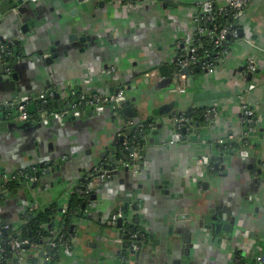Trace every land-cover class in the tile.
I'll use <instances>...</instances> for the list:
<instances>
[{
	"label": "crops",
	"instance_id": "crops-1",
	"mask_svg": "<svg viewBox=\"0 0 264 264\" xmlns=\"http://www.w3.org/2000/svg\"><path fill=\"white\" fill-rule=\"evenodd\" d=\"M52 1L29 3L23 6V11L27 18L31 17V13L43 19L51 18ZM204 1L156 0L135 10L132 23L128 19L131 12L114 3L95 0L89 6L87 2H76L73 17L74 23L78 24L70 27L52 19L41 20L40 28H35L23 42L26 47L23 57L21 61L16 60L15 70L10 69L19 74L22 91L38 95L48 90L47 82L52 81V76L47 72L45 60L53 56V40L57 38L62 39V43L57 46L58 57L51 66V74L56 80L82 89L111 92L116 83L102 77L101 73L107 66L116 65V52L120 49L124 58L118 64L119 80L127 86L129 99L136 98V102L145 110L151 106L150 116L145 118L144 110L137 113L135 102H131L137 118L144 121L151 118L154 107L172 100L179 102L177 111L186 112L192 108L205 112L214 110L215 115L212 120L210 115L209 123L200 125L198 133H194L193 137L191 135L188 141L171 146L169 144L175 127L168 122L166 125L159 123L155 130L149 127L152 132L147 135L137 153L147 169L141 170L138 176H133L131 170H122V175L107 180L106 184L98 183L95 191L97 200L92 201L89 217L74 223L73 239L91 229L87 237L88 249L84 247V256L78 254L73 259L63 261V264H74V261H78L77 264H94L92 260L98 258L99 264H103L105 255L110 257L118 243L115 242L117 237L114 233L109 231L111 236L105 235V227L116 206H121L122 198L129 199L128 213L134 216L139 212L146 230L155 238L152 246L141 252L138 262L134 258L133 264H184V261L189 260L190 264H232L230 257L236 250L237 260H244L245 264H257L256 255L264 253V170L262 174L252 171L249 166L254 162L244 161L239 150L231 154L222 153V161L219 159L218 162L224 169L212 179L210 186L205 187L201 182L210 179L197 163L206 151L219 156L220 141L231 144L240 142L246 127L241 121L240 100L255 108L263 120L262 129L254 138L259 146L253 156L258 161L264 159V0H256L244 11L239 26L243 37L239 32V39L229 42L226 64L219 66L215 74L203 70L191 75L186 94H179L173 90L179 79L175 76L166 77L161 68L173 63L177 46L187 37L194 16ZM16 18L18 16L15 15L0 16V43L5 41L3 45L9 44L8 38H15L11 27L16 25ZM71 34L89 36L97 45L87 44L84 48L80 41L69 40ZM250 56L260 63L259 73L253 76L245 74L247 58ZM144 69L157 71L162 80L147 77V81L145 77L138 76L130 79L133 73ZM87 79L92 82L84 86ZM164 80H169V83L161 87L160 83ZM129 81L131 83L127 85ZM249 84H255L256 88L250 90ZM9 95L0 86V102L8 100ZM9 103L12 102L3 103L6 112L0 111V169L14 173L38 160L46 161L43 165L46 171L38 178L37 188H33L34 184L20 182L4 199V220L14 227H21L27 215L41 212L52 205L63 207L68 202L65 189L70 184L73 187L80 186L92 166L101 162L106 148L123 132L115 117L118 113L109 109L101 114L90 112L80 121H70L64 126L53 124L45 126L46 129L40 126L22 128L25 124H42L38 120L24 123L14 118L13 113L6 108ZM37 106L31 109V113ZM128 123L125 119L124 126ZM122 149H125L123 145ZM115 157L122 160L120 153ZM53 159L59 162L51 164ZM105 161L110 164L108 160ZM58 164L60 166L57 167ZM128 164L129 161H124L123 165ZM49 169L50 174L47 172ZM162 191L169 193L164 194ZM213 215L221 219L224 215L236 218L234 234L226 236L229 244L222 248L205 240L198 242L192 234L195 247L191 248L188 260L181 253V245L174 248L172 244L177 236L178 225L182 233L191 229L195 233L199 224H209ZM57 218L60 219V215ZM101 231L105 237L114 240L107 251L103 247L102 250L99 248V241L103 242ZM181 232L177 236L179 239L182 238ZM77 242L81 246V242ZM48 245L44 241L41 250L44 251ZM77 246L75 240L74 247L77 249ZM93 249L97 251L92 252Z\"/></svg>",
	"mask_w": 264,
	"mask_h": 264
},
{
	"label": "built area",
	"instance_id": "built-area-1",
	"mask_svg": "<svg viewBox=\"0 0 264 264\" xmlns=\"http://www.w3.org/2000/svg\"><path fill=\"white\" fill-rule=\"evenodd\" d=\"M36 1V0H32ZM148 0H113L114 3L119 8H122L125 11L131 12L135 8L142 6ZM256 0H206L200 4L199 11L195 14L192 28L188 32L186 41L184 42L185 47L182 49L183 54L181 56H177V60L174 62L176 63L178 69L176 70L175 77L179 79V86H175L173 89L175 92L179 94H186L187 86L190 84V77L186 73V70L193 68L199 60L198 48L205 42L210 41V44L213 48L214 55L207 54L206 59H211L208 63H204L202 65L204 70H207L210 74H215L219 66H223L226 64V57L229 53V45L228 40L231 36L234 40H238L240 37L239 30L234 29L231 26H224L220 29V27L216 24V14L217 10L221 12H231L232 17L235 21L238 22V25H241V19L244 16V11L250 4L255 2ZM0 52V63H4L3 59V48L1 47ZM183 55V56H182ZM259 61L256 60L254 56H250L247 58V65H246V75L255 74L259 67ZM102 77L107 78V80H112L118 82L119 76L117 74V68L115 66L108 67L101 73ZM144 77L148 78H155V73H148L144 75ZM143 77V78H144ZM148 77V78H147ZM159 80V79H158ZM92 80L84 81L85 84H89ZM56 86L59 89L61 102L63 104V109L60 112H52L49 113L46 111V105L48 104L49 98L53 97V92L47 95L38 96L36 99L26 98L23 99L24 103L19 105L18 107V120L21 122H36L37 120L32 119V113L29 110V104L31 102H35L37 112L39 114L38 122L44 126H47L52 120L57 122H63L67 117H81L86 110H94L98 114H101L105 111L108 107H112L115 110H119L122 107V103L128 99V94L126 88L123 84H118L115 88V91L112 93H102V92H95L89 96L81 95V99L70 102V97L74 95L73 89L75 88L74 85H66L62 82L56 81ZM250 90L256 88L255 84L248 85ZM70 94L68 90H71ZM173 91V92H174ZM68 95H67V93ZM8 112L12 113L14 104L9 103L6 106ZM240 114H241V121L244 123L248 131L243 134L244 138L253 137L257 133L258 129L261 127L263 120L259 115L258 111L255 108H252L248 105V103L242 102L240 100ZM214 110H209L205 112V116L207 118L212 115ZM174 124H176V130L170 140V144H177L184 140L186 137H190L186 135L187 132L190 131L189 124L192 122V119L182 115H175L172 118ZM1 123V119H0ZM150 127L152 129H156L155 124H151ZM193 135V134H192ZM225 145L227 146L226 142L220 141L219 146ZM123 146L125 149L129 150L130 146L128 140L124 141ZM241 155L244 157L249 155L247 151H241ZM133 158H139L138 154L135 153L132 155ZM210 154L203 155L202 158L199 160L200 166L207 167L209 165ZM99 168H96L95 171L99 172ZM139 170V166L135 165L133 169V174H137ZM26 180L29 183H36L38 178L28 173L26 171H19L10 175H0V180L3 181L4 185L8 182L13 180ZM105 176H102L100 180H104ZM94 183H90L86 189V194H91L94 190ZM76 188H72L71 191L74 192ZM6 193V188H1L0 190V236L3 232H8L12 230L13 232L18 231L23 226L28 224L27 220L22 221L21 227H14L11 224L4 221L3 218V200L4 195ZM69 211V205L66 204L62 207V213L67 214ZM120 212L114 213L112 217V224L117 221L119 217H121ZM44 230L50 234L48 238H53V241L50 243L52 246V250L59 249L60 251H64L66 254H70L72 252V244L71 240L68 242L63 239L64 235L63 227L60 224H55L54 227L45 226ZM30 246V251L27 252L25 250V246ZM41 244H32L31 241L27 239H18V238H11L7 243V247L10 249L11 254L14 257V262L12 264H33V261L37 259L38 254L42 251ZM5 247H0V261H4V252ZM54 260V257L48 254L41 259L40 264H49L51 261ZM255 260L257 264H264V253H259L256 255Z\"/></svg>",
	"mask_w": 264,
	"mask_h": 264
},
{
	"label": "water",
	"instance_id": "water-1",
	"mask_svg": "<svg viewBox=\"0 0 264 264\" xmlns=\"http://www.w3.org/2000/svg\"><path fill=\"white\" fill-rule=\"evenodd\" d=\"M37 1H32V0H0V16H2L4 14L9 15V16L10 15L11 16H13V15L18 16V18H16L17 19L16 25L11 27L12 34L14 33L13 35H15V38H13V37H12L13 39L8 38L7 40L9 41V44L7 46L2 44L5 41H2V43H0V49L3 46L5 48V52L6 53L5 52L4 53H5V59L7 61V62L5 61L4 63H0V86H1V88L3 90H7V92L10 93V95L8 97V100L6 99L5 101H1L0 102V107L2 108V109H0V111L1 110L5 111V110H3L5 108V105L3 104L4 102L5 103L8 102V101L12 102L14 104V108H13V111H12L14 118L18 117V107H19V105L24 103L23 99H26V98L36 99L38 96L40 97V96H42L44 94V93L41 92L38 95H33L32 92L22 91V88H21V86L19 84V74L16 73V72H11V70H10L12 68L15 70V68H16L15 67L16 60L21 61V59L23 57V52H25V50H26V47L24 46L23 42L28 39L29 34L32 31H34L35 28H40L41 20L50 21L52 19L53 21H56L57 23L59 22V24L61 23V24L69 25L70 27H73L77 23V22L74 23L75 19L73 17L75 15L76 2H87L88 3L87 5H89V6L92 5L93 2H95V0H53L52 1V6L50 7L51 18L49 16V17H45L43 19L39 15H35V14H32V13H31V17L27 18L25 11H23V9H24L23 6H25V5L29 4V3H32V2L36 3ZM105 1L112 4L113 0H105ZM16 28H18V31H17ZM239 32L241 33V38H242L243 37V33H242L241 30H239ZM129 33H127V34H129ZM65 36L66 35H64V37ZM89 38H90L89 36L86 39L84 37H79L78 34L69 35V40L70 41L71 40L72 41H80L82 44L86 43L87 40H91ZM61 40L62 39L57 40V38L53 40L54 41V48L52 49L53 56L48 57L45 60L46 65H47L46 69H47V72H49L50 75H52L51 74V70L49 68H47V67L52 66V63H53L54 59L58 57L57 46L62 43ZM185 41H186V38L183 40V42H181L177 46L178 48H177V53L175 54L176 56L172 60L173 63L177 60L176 57L179 56V52L182 51V49L185 47V45H184ZM93 43H94L93 45H97V43H95V42H93ZM109 43L112 44L113 41H111V42L109 41ZM0 52H1V50H0ZM116 56H117L116 57L117 59L114 61V63L116 64L115 67L117 68V74L119 76V65L118 64H120L122 58H124L123 52L120 51V49H119L116 52ZM170 64H172V63H170ZM107 68H108V66H107ZM138 71L133 73L132 76H130L131 80L133 78H136L137 76L143 78L144 75H146L148 72L151 73V71H153V70H149V69L145 70L144 69V70H140L139 72ZM205 72H207V70H205ZM152 73H155L156 76L161 79V76L159 75V73L157 71H153ZM186 73L188 75H190V70L187 69ZM257 73H259V72H257ZM250 75L253 76V74H250ZM119 79H120V77H119ZM51 80H52V78H51ZM87 80H90V79H87ZM87 80H85V81H87ZM154 80H155V78H154ZM57 81L61 82L59 80H57ZM52 83H53V85H52ZM62 83H64V82H62ZM118 83H122L121 80L120 81L118 80ZM130 83H131V81H129L127 85H129ZM168 83H169V80H164L162 83H160V86L162 87L165 84L168 85ZM47 84H48V90L51 87L53 88V86L57 87L56 86V81H50V82H47ZM64 84L70 85L69 83L68 84L64 83ZM75 89L77 90L78 86ZM114 91H115V89H113V90H111V92H107L105 94L112 93ZM58 96H60V93H58ZM131 102H136V98H134L133 100H130L128 98L125 102L122 103V107L119 110H115L112 107H108L107 108L111 112L118 113L117 115L115 114V117L120 122L121 131L123 132V134L117 135L114 138L112 144H110L106 148V153L102 155L101 162L99 161L96 164L97 166L94 164L92 166V168L87 173V177L91 174V179H90V181H89V179L87 180L89 183L86 184L85 189H87V187H88V185L90 183H94V185H95L94 190H93V194H92V197H91L93 202L95 200H97L96 199L97 196L94 194V192L97 189L96 188L97 185L100 184L99 182H101L103 184H106L107 180L109 181L111 178H114L116 175H122V173H121L122 170H125L126 172L131 170V172L133 173V169H134L135 165L139 166V168L141 167V170H145V166H144L145 164L141 163L143 161H141L140 158H136L135 159L132 156L135 153H137V150H138L137 147H131L129 150L122 149V144H123L124 139H125L127 134H129L130 132H132L133 130H136V129L137 130H142L144 128H147L146 129L147 132L144 134L147 137V135H149L152 132V129H150L151 128L150 127L151 124L159 125V123H160L161 125H166V122L170 123L173 128L175 127V129H174V132H175L176 124H174V122L172 121L173 116L182 115V113L185 114L186 112L191 110V109H189L186 112L177 111L176 109L179 106V102L177 100H172V101L165 102V103L163 102V104L154 107L153 110H152V113H151L152 114L151 118H149V119L144 121V120H140L139 118L136 117V113L134 112V109H133V107L131 105ZM152 102L154 103L155 101H152ZM126 104H127V106H126ZM35 106H36V103L35 102H31L29 104V110L31 111V109H34L33 107H35ZM149 109H151V106H149ZM149 109H148V111L150 113L151 111ZM137 113H138V111H137ZM0 114H1V112H0ZM211 117H212L211 118V120H212V119L215 118V115L212 114ZM134 118H136V119H134ZM81 119H83V117L77 118L76 120L80 121ZM125 119L127 120V122H129L128 124H126V126H124L125 125L124 124ZM207 123H209V121ZM38 126H40L42 129H46V127L42 126V125L35 126V125H30V124H25V125H22L21 127L22 128H25V127L37 128ZM0 127H1V125H0ZM247 131H248V128L246 126L244 128V133H246ZM194 133L196 134L198 132L194 131ZM194 133H193V135H195ZM169 145L171 146L173 144H169ZM255 151H257V150H255ZM255 151H254V148L252 150H249V155L252 154V156H251V158H247V159L244 160L246 162H252V163L254 162L252 165L249 166L251 169L254 168L255 165H256L255 168H257L258 165L262 164V162L264 161V159H261V158H260L261 160L258 161L253 156ZM119 153L122 156V160L129 161L128 165L124 166L123 165L124 161H122V160H120V159L115 157ZM231 153L232 152H228V154H231ZM225 154H227V153L224 152L223 155H225ZM223 155H222V153H220V156H223ZM242 159H243V157H242ZM105 160H108V163H110V164H106ZM221 161H222V158H221ZM44 162H46V161H39L38 160V161H36L34 163H31V164H38V165H40L41 168H43L44 167L43 166ZM54 162H59V161H57V159L56 160H54V159L51 160V164L54 163ZM49 164H50V162H49ZM28 165H30V164H28ZM27 166H24L22 168H25ZM58 166H59V164L57 165V167ZM94 166H96V167H94ZM101 167H102V169L99 170V172L95 171L96 168L100 169ZM222 168L224 169V166H222ZM118 169H120L121 171L118 170ZM0 171H1L0 175H8L9 174L8 172H5V170H3V169H0ZM47 172L50 174L51 169L47 170ZM92 173L94 174V177H92L93 176ZM102 176H105L104 180H100V178ZM83 181H84V179H83ZM82 182H81V184H82ZM31 184H34L33 188H37L38 187L37 183H31ZM205 184L208 186V183H205ZM77 187H81V185L77 186ZM72 188H74V187H72V185L70 184L65 189V198L68 200V202H69L71 196L76 192V190L74 192H72L71 191ZM82 188H84V186H82ZM159 188L162 189V187L160 185H159ZM41 189H45V188H41ZM85 192H86V190H85ZM120 201L122 202L121 205H123V207H125V209L123 208L124 209V216L122 218L118 219V227L119 228L123 227V225H125V224H130V222L133 221L134 218H136V217L139 218V214H140L138 212V214L136 213L134 216H132V215H130L128 213L129 199H123L122 198ZM61 212H62V209H61ZM113 212L116 213L115 209H114ZM114 213L110 216V220H112V217H113ZM125 220H128V222H126ZM4 221L7 222L6 220H4ZM228 221H229V224L227 226H221L220 224H217L218 230L219 229H220V231L221 230H224V231L228 230L229 232H231L232 228L235 225L236 218H232V219L228 218ZM212 223L213 222H212V219H211V222L209 224L205 225L204 222H201L199 224V229H196V231H195V234H198V236H197V241L198 242L201 241L202 236L205 237V235H207L209 232L212 233V230H213V224ZM104 226H106V224H104ZM204 227H205V229H204ZM74 228H75V224L73 223L71 225V231L72 232H74ZM207 229L209 230L208 233H207ZM185 233L192 235L194 232H193V229H191V231L190 230H185ZM86 234H89V233L87 232ZM100 235H101V237L103 239V242H105V244L103 246V250L107 251V248H109V246L112 245V242H111L112 238L108 239L107 237H105L103 231L100 232ZM200 235H202V236H200ZM151 238H154V236H152ZM75 240H76V243L78 245L77 249L74 247ZM52 241H53V238H51V237L47 238L45 240V242L47 244H50ZM77 241H79L78 236L75 239H73V238L71 239L72 252L70 254H66V253H64V251H60L59 256H58V260H57V264H63V261H66V260H68L70 258L73 259L76 255L79 254L78 250L80 248V245L78 244ZM221 242H222V240H220L219 243H221ZM184 243L190 244L191 240H189V239L185 240ZM24 248L29 250L30 246L27 245ZM99 248H101V250H102V246H99ZM190 249L187 247L186 250H185V255L188 256V260L190 259ZM52 252H53V250H52V246L50 244V245L47 246V248H45L44 251H41L38 254L37 259L41 260L45 256V254L52 255ZM100 255H101V253H100ZM104 255H105V252H104ZM63 258H66V260H64ZM109 260H110V257L105 255V258L102 259V262H103V264H107V262ZM82 261H84V260H82ZM96 262L97 263L100 262L99 258H98V260H96V259L92 260V263L97 264ZM189 262H190V260H189ZM73 263L77 264L78 261H74Z\"/></svg>",
	"mask_w": 264,
	"mask_h": 264
},
{
	"label": "trees",
	"instance_id": "trees-1",
	"mask_svg": "<svg viewBox=\"0 0 264 264\" xmlns=\"http://www.w3.org/2000/svg\"><path fill=\"white\" fill-rule=\"evenodd\" d=\"M216 24L221 28L224 26H231L235 29L239 30V25L238 22L235 21L232 17L231 12H219L218 10L216 11ZM231 36L229 37L228 40V45L229 42H235ZM214 55L213 53V48L212 45L210 44V41H205L199 48H198V54H199V60L198 63L190 70V75H195L197 73L202 72L204 69L202 65L204 63H209L211 59H206L207 54ZM183 54L182 51L179 52V56ZM184 55V54H183ZM182 55V56H183ZM168 66V67H167ZM167 66L161 68L162 69V74L165 75L166 77H174L176 75V70L178 69L176 63L172 64H167ZM86 95V92L82 91H74V95L70 97V102H75L79 99H81V95ZM63 104L61 102L60 96H55L53 100H49L48 104L46 105V111L49 113L52 112H60L63 109ZM4 113V112H2ZM32 119L38 120L39 119V114L37 112V109L34 111V113L31 114ZM185 116L189 117L192 119V122L189 124V129L190 131L186 133V135L191 136L194 131H198L199 126L206 124L208 121V118L205 116V111L203 109L197 110V109H191L188 112L184 114ZM147 128H144L142 130H133L129 134L126 135V139L128 140L129 146L131 147H139L144 143V140L146 138V135H144L147 130ZM246 143H251L252 144V138L248 137L244 139ZM239 146L237 144H233L232 146L225 147V148H220V152L228 153V152H233L235 150H238ZM219 161V156L217 155L215 159L212 160V162L216 163ZM35 167V166H34ZM34 167H28L24 171L33 174L35 177L40 173L39 171L42 170L41 167L39 168L36 166L37 170L33 171L32 169ZM215 167V165H214ZM16 173V172H14ZM93 174V173H92ZM91 176V174L89 175ZM94 177V174L93 176ZM38 178V177H37ZM91 177L89 178L90 181ZM89 182L84 180L81 184V187H78L76 192L71 196L68 205H69V211L67 214H63L61 212V205H52L48 207L47 209L38 212V213H32L29 216L27 215L25 217V220L28 221V224L23 226L21 229L18 231L13 232L12 230H9L8 232H3L0 236V247H5V252H4V261H0V264H12L14 262V257L10 252V249L7 247V243L11 238H18V239H27L31 241L32 244H41L43 243L49 236L50 234L44 230V227L47 225L49 227H54L56 223L60 224L63 227V232L62 234L64 235L63 239L66 241H70L72 237L74 236V232L71 231V225L77 221H79L81 218L85 217L86 210L92 203V193L91 194H86L85 193V187L86 184ZM19 184V180H13L11 182H8L7 184L4 185L3 181L0 180V190L1 188H6L7 190L11 191L15 189L14 187ZM84 186V188H82ZM60 215V219L57 217ZM129 224L123 225L122 228L127 227ZM132 226V225H131ZM130 228V227H128ZM27 252L30 251L25 249ZM60 253V248L55 249L52 252V255L54 257V260L51 261L49 264H57L58 256ZM1 255V252H0ZM41 260L35 259L33 261V264H40Z\"/></svg>",
	"mask_w": 264,
	"mask_h": 264
},
{
	"label": "flooded vegetation",
	"instance_id": "flooded-vegetation-1",
	"mask_svg": "<svg viewBox=\"0 0 264 264\" xmlns=\"http://www.w3.org/2000/svg\"><path fill=\"white\" fill-rule=\"evenodd\" d=\"M155 1L156 0H148L147 2H145L144 5L139 6V7L135 8L134 10H132L131 13H130V16H128L129 21H131V23L134 22L133 13H134L135 10H137L139 8H143L145 6H148V5H150V3H153ZM87 37H84V38L86 39ZM89 39H91V40H87L86 43L83 44L84 45V48L87 46V44H89V45H93L94 44L93 43V38H89ZM2 48H3V51L5 52L4 46ZM4 52H3V59H4V62H5L6 61V59H5V53L6 52L5 53ZM47 68H49L51 70V66H49ZM51 76H52L51 77L52 78V81H57L53 77V74ZM115 83H116V86L118 84H122V83H118L116 81H115ZM52 85H53V83H52ZM86 85L87 84H85L84 86H86ZM116 86H115V88H116ZM123 86L125 88L127 87L124 84H123ZM74 87L76 88L77 86H74ZM75 88L73 89V92L79 90V91H82V92H86L87 95H91V94L97 92L96 90L82 89L79 86H78V89L77 90ZM85 88H88V86L85 87ZM71 91H72V89L71 90H68V93L70 94ZM126 91H128L127 88H126ZM52 92H53V97L52 98H49V100H53V98L55 96L58 97L59 89L57 87H55V86H53V88L51 87L48 91L44 92L43 95H47V94L52 93ZM68 93H67V95H68ZM127 94H128V92H127ZM4 112H6V111H4ZM90 112L97 113L96 111H94L92 109L91 110L89 109V110L84 111V113H83V115L81 117L84 118L85 114H88ZM77 118H80V117H72V116H69L63 122H57L55 120H52L47 126H52L53 124H59V125L64 126L66 124V122L74 121ZM259 129L261 130L262 128L260 127ZM259 129H258L257 133L255 134L254 138H256V136L259 134ZM191 137H193V135ZM191 137H187V138L185 137L183 141H188ZM251 138H252V141H251L252 144L251 143H249V144L246 143L245 140H244L246 138H244V137L241 138V140H240L239 143H233V144H237L239 146V149L238 150H239V155L241 157H243L241 155V151L243 152L245 150V151H247L249 153V150H252L253 148L257 149V147L259 146V143L256 144L255 139L253 137H251ZM125 140H126V137H125L124 141ZM183 141H181V142H183ZM123 144H124V142H123ZM233 144L227 143V146L228 145L229 146H232ZM225 147H226L225 145H221L220 146V148H225ZM137 148L140 149L139 147H137ZM137 153H138V150H137ZM220 153H222V152H220ZM206 154H210L209 165L207 167L200 166L199 165V160L202 158L203 155L205 156ZM216 156L217 155H214L212 152L206 151L197 160L198 165L205 170V174H206L207 178L210 179V181H207V182L206 181L205 182L203 181V182H201L202 185L205 186V187L210 186V183L212 182V179L214 177H217L216 175H218L220 173V170H223V168H222V166H220V163L219 162H216V163L212 162V160L215 159ZM251 156H252V154L251 155H246V156L243 157V159L245 160L247 158H251ZM219 159H221V156L220 155H219ZM214 165H215V167H214ZM36 166H38L40 168V165H38V164H30L26 168H28V167H34L32 170L33 171H36L37 170ZM144 166H145V169H147L146 168V165H144ZM255 166H254V168H252V171L254 170V171H257L258 173H261L262 174V171L264 170V162H262V164L258 165L257 168H255ZM45 168L46 167H43V168H41L42 170L39 171L40 173L37 175V177H39V179L44 175V170L46 171ZM100 169H102V167ZM24 170H21V171H24ZM140 171H141V167L139 168L137 174H133V176H138ZM17 172H19V171H17ZM10 174H13V173L11 172L8 175H10ZM90 177L91 176H88L85 180L87 181ZM20 182L21 183H25L26 182V183L30 184L28 181L22 180V179L19 180V183ZM205 183H208V186ZM158 185H157V187H159ZM74 188H76V190H77L78 187L76 186ZM9 193H10V191L6 189V193L4 195V199L7 198V196H8ZM162 193L168 194L169 192L168 191H162ZM92 194H93V192H92ZM94 194H95V192H94ZM3 202H4V200H3ZM91 207H92V203L87 208L84 219L87 218V217H89L88 212L91 210ZM123 208H124L123 205L116 206V208H115V212H120L121 215H122L119 218H122L124 216V209ZM222 218L223 219H221V217L220 216H217V215H213L211 217L212 222H213L212 223L213 224L212 233L209 232V230L207 229V233L208 232L209 233L207 235H205V237L202 236V235H200V236H202L201 241L205 240L206 242H211L212 244H216L218 246H222V248H226L227 247L226 245H227V243L229 244V241L227 240L226 236H231V235L234 234V227H235V225L232 228L231 232H229L228 230H225V231L224 230H221L220 231V229L218 230L217 224H220L221 226H227L229 224V221H228V218L229 217L227 215L222 216ZM230 218L232 219V217H230ZM118 219L113 224L111 222L112 220H110L108 226H106L109 229V231L112 232V233H114V235L117 237L116 240H115V242L118 243L117 244V248H115L114 251H112V254L110 255V260L109 261H117L119 264H133L134 258H135L136 262H138L137 258L139 257V255L141 254V252L144 250V248H147V249L150 248L149 246H152V244L155 242V240H154L155 238H151L152 235H150L148 233V231L146 230L145 226L142 223L141 217L134 218V220L131 221L130 224L127 227H124V228H122V227L119 228L118 227ZM222 220H224L225 222H222ZM125 221L128 222V220H125ZM235 224H236V222H235ZM128 227H130V228H128ZM178 227H180V225H178ZM178 227H177V231L178 232L175 231L176 234H177V236L181 232ZM204 229H205V227H204ZM193 234L195 235V237L198 236V234H195V233H193ZM177 236H175V238L172 240V244H173L174 248H178L181 245V248L183 249L181 251V253H182L183 256H186L185 255L186 248L188 247L190 249V248H194L195 247L194 240H193L194 239L193 238V235L187 234V233H182V238H180V239ZM180 237H181V235H180ZM188 239L191 240V243L190 244L184 243V241L185 240H188ZM220 240H222L221 243H219ZM113 241L114 240H111V242H113ZM237 252H238V250H236L235 253H232L233 255H231V257H230V260L232 261V264H233V261L236 258L239 259L238 257H236ZM187 258H188V256H187ZM237 259L235 260V264H245L244 260H242V262H241V260L239 261ZM236 261H238V262H236ZM174 262H176V260H174Z\"/></svg>",
	"mask_w": 264,
	"mask_h": 264
},
{
	"label": "rangeland",
	"instance_id": "rangeland-1",
	"mask_svg": "<svg viewBox=\"0 0 264 264\" xmlns=\"http://www.w3.org/2000/svg\"><path fill=\"white\" fill-rule=\"evenodd\" d=\"M177 86H179V82H178V84H176ZM152 92H156V91H152ZM151 92V93H152ZM151 95H156V94H151ZM146 96V95H145ZM135 104H136V110L139 112V111H143L144 110V114H145V118H148L149 116H150V113H149V111L148 110H145V109H143L142 108V106H139V104L137 103V102H135ZM146 111V112H145ZM257 149H258V147H257ZM257 149H255L254 148V151L255 150H257ZM105 227V226H104ZM105 235H107V236H111V234L109 233V229L107 228V227H105ZM89 233V234H86V233ZM91 234V229L90 230H88V231H86V232H84V233H82V234H79L78 235V239H79V241L81 242V246H80V248H79V250H78V253L81 255V256H84V247L85 248H87L88 249V246H89V244H88V240H87V237L89 236ZM99 246H104V243L103 242H100L99 241ZM97 251V249H93L92 250V252H96ZM64 260H66V258H63ZM97 263V262H96ZM184 264H190L189 262H187V261H184L183 262ZM97 264H99V263H97ZM109 264H119L117 261H110L109 262Z\"/></svg>",
	"mask_w": 264,
	"mask_h": 264
}]
</instances>
